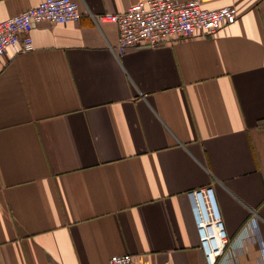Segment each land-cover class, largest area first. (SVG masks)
<instances>
[{
  "label": "crops",
  "instance_id": "0c3cea01",
  "mask_svg": "<svg viewBox=\"0 0 264 264\" xmlns=\"http://www.w3.org/2000/svg\"><path fill=\"white\" fill-rule=\"evenodd\" d=\"M42 1L0 0V20ZM71 1L78 22L0 58V264H201L188 195L206 188L229 238L216 264H264V0H200L238 18L121 54L90 15L146 0Z\"/></svg>",
  "mask_w": 264,
  "mask_h": 264
},
{
  "label": "built area",
  "instance_id": "2783aa9c",
  "mask_svg": "<svg viewBox=\"0 0 264 264\" xmlns=\"http://www.w3.org/2000/svg\"><path fill=\"white\" fill-rule=\"evenodd\" d=\"M94 24L114 25L118 31V54L126 49L157 48L168 43L194 38H208L216 34L223 24L231 25L238 18L234 7L209 11L200 0H146L120 14L90 15ZM80 19L78 4L71 0H43L35 8L23 11L9 19L0 20V58L8 49L14 53H27L34 49L30 35L40 23L63 25ZM194 224L203 255L201 264H216L224 253L229 238L211 188L188 195ZM248 223L257 227L254 213ZM108 264H134L130 255H114Z\"/></svg>",
  "mask_w": 264,
  "mask_h": 264
}]
</instances>
